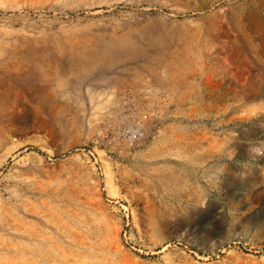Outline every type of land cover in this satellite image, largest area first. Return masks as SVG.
Returning a JSON list of instances; mask_svg holds the SVG:
<instances>
[{"label":"rangeland","instance_id":"374dc122","mask_svg":"<svg viewBox=\"0 0 264 264\" xmlns=\"http://www.w3.org/2000/svg\"><path fill=\"white\" fill-rule=\"evenodd\" d=\"M112 1L0 0V264H264V0H159L135 65L51 67L111 60Z\"/></svg>","mask_w":264,"mask_h":264},{"label":"bare ground","instance_id":"6f19581e","mask_svg":"<svg viewBox=\"0 0 264 264\" xmlns=\"http://www.w3.org/2000/svg\"><path fill=\"white\" fill-rule=\"evenodd\" d=\"M159 0H113L111 2L110 10H114L116 6L121 5L123 8L129 9L128 12H120L121 19L116 23L117 30L115 31V35L108 39H105L102 44L104 48H108L105 54L107 56L111 55V60L108 62L103 61H92L86 59H77V58H69L67 60H56L50 63L51 67L55 69H63V68H80V67H100V66H125L129 67L131 65H135L136 62L131 58L135 56L147 55L151 52V50L155 51L158 48L156 43V37L160 35L163 29L170 24L164 15L162 16H151L149 11L155 10V4L158 3ZM158 9V8H157ZM122 10V9H121ZM160 10V9H159ZM125 11V10H124ZM100 12V11H99ZM166 12V11H165ZM164 13V12H163ZM172 15V14H171ZM146 16L149 17L146 19ZM169 19V18H168ZM170 21V20H169ZM122 22V23H120ZM91 28L84 30H89ZM147 34L149 40L146 45L141 48L138 46L139 44L131 41L130 34L134 32ZM103 37V36H102ZM227 41V40H226ZM165 48V47H163ZM168 50L160 51L159 55L165 54ZM158 55V56H159ZM108 58V57H106ZM109 60V58H108ZM226 62V61H223ZM178 62L165 60L164 62L160 60H156V62H146L143 65H163L165 67L173 66ZM42 65V62L35 61L32 62L31 67L38 68ZM199 65L211 66L212 63L207 61H202Z\"/></svg>","mask_w":264,"mask_h":264},{"label":"built area","instance_id":"2783aa9c","mask_svg":"<svg viewBox=\"0 0 264 264\" xmlns=\"http://www.w3.org/2000/svg\"><path fill=\"white\" fill-rule=\"evenodd\" d=\"M152 113L132 107L128 112L121 111L115 122L108 124L114 140L133 144L141 141L147 132Z\"/></svg>","mask_w":264,"mask_h":264}]
</instances>
